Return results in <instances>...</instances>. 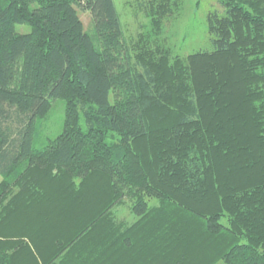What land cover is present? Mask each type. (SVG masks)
<instances>
[{
    "label": "trees",
    "instance_id": "16d2710c",
    "mask_svg": "<svg viewBox=\"0 0 264 264\" xmlns=\"http://www.w3.org/2000/svg\"><path fill=\"white\" fill-rule=\"evenodd\" d=\"M217 2L181 56L166 0L131 37L115 0H0V264H264V0Z\"/></svg>",
    "mask_w": 264,
    "mask_h": 264
},
{
    "label": "rangeland",
    "instance_id": "374dc122",
    "mask_svg": "<svg viewBox=\"0 0 264 264\" xmlns=\"http://www.w3.org/2000/svg\"><path fill=\"white\" fill-rule=\"evenodd\" d=\"M168 7L163 20L160 37L174 53L188 55L201 49H212L208 31V15L211 11H222L217 0H166ZM150 0H115L127 36H136L151 29V11L144 8ZM79 14L88 31L92 30V17L89 11L79 9ZM16 31L26 33L31 30L27 24H17ZM66 101L55 98L45 117L37 121L34 145L42 147L57 137L63 130ZM1 180V177H0ZM117 219L130 224L136 216L127 201L116 208Z\"/></svg>",
    "mask_w": 264,
    "mask_h": 264
}]
</instances>
